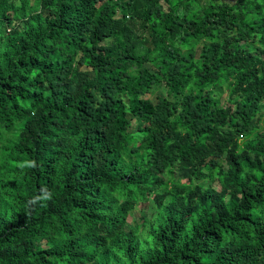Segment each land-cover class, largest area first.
<instances>
[{"label":"trees","instance_id":"trees-1","mask_svg":"<svg viewBox=\"0 0 264 264\" xmlns=\"http://www.w3.org/2000/svg\"><path fill=\"white\" fill-rule=\"evenodd\" d=\"M262 104L264 0H0V264H264Z\"/></svg>","mask_w":264,"mask_h":264},{"label":"rangeland","instance_id":"rangeland-1","mask_svg":"<svg viewBox=\"0 0 264 264\" xmlns=\"http://www.w3.org/2000/svg\"><path fill=\"white\" fill-rule=\"evenodd\" d=\"M226 3H233L235 0H224ZM18 2V1H16ZM23 21L22 19V15L21 13H15L14 17H13V25H19V23ZM12 25V26H13ZM166 95V90L164 88H161L159 91L155 92L152 96H149V98L153 99V101H155L154 97L156 96H165ZM261 109V113L264 115V104H262V106L260 107ZM133 129L136 130V125L134 124ZM214 186L217 187V184L214 183ZM154 208H153V204L150 203L149 209L148 211L145 210L144 212L147 211V217L151 216V213L153 212ZM143 211H141V209H136L132 212L131 217H129L128 222L129 224L133 225V224H138L140 223V217L142 214H145Z\"/></svg>","mask_w":264,"mask_h":264}]
</instances>
